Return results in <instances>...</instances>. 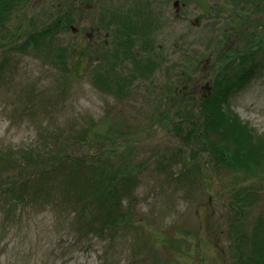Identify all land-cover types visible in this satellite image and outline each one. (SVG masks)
Segmentation results:
<instances>
[{
	"label": "rangeland",
	"instance_id": "obj_1",
	"mask_svg": "<svg viewBox=\"0 0 264 264\" xmlns=\"http://www.w3.org/2000/svg\"><path fill=\"white\" fill-rule=\"evenodd\" d=\"M173 1L166 0V10L144 16L153 21L147 34L160 69L135 79L122 98L98 89L92 79L95 70L110 61L107 58L103 63L94 56L108 55L114 29L100 27L101 14L92 13L86 5L77 14L67 15L68 0H31L0 28V58L5 54L0 65V152L10 150L19 158L24 149H30L41 157L65 155L67 159L100 152L111 156V166L118 165L119 181L123 182L121 152L112 155L107 147L80 139L79 131L88 125L101 133L109 129L119 143H132L136 148L129 162L135 169V181L129 192L120 187L118 196L120 207L132 212L129 226L111 235L94 230L82 233V223L96 212L82 211L71 199L64 202L66 186L58 177L40 181L37 176L43 166L28 168L29 182L18 197L6 194L9 180L4 176L0 180V264H233L225 232L229 216L225 188L232 172L216 168L208 152L200 151L205 142L201 132L192 141L198 152L192 160L187 153L190 146L180 143L171 123L150 119L154 110L164 107L157 89L172 83L189 96L188 111L195 112L216 73L242 47V41L233 38L240 34L243 40L250 37L245 46L255 37L260 39L257 26L264 30V2L257 11L249 7L245 19L237 6L223 0H187L188 9L178 14ZM58 16L62 23H57L55 43L67 50L65 66L46 51H21L15 38L8 37L15 26L22 38ZM239 22L242 24L234 28ZM89 44L88 51H92L87 54ZM260 50L264 55V44ZM136 53L147 56L141 48ZM123 60L122 68L131 66ZM233 69L229 68V74L233 75ZM255 72L249 81L241 85L237 81L225 109L264 134V56L260 71ZM210 94L211 89L207 96ZM186 117L191 119L190 114ZM181 146L187 156L178 159ZM194 164L200 166L199 172ZM12 165L4 171H13ZM187 167L192 169L190 176L185 174ZM261 173L255 176L259 198L247 218L250 224L257 215L264 219V170ZM19 178L13 179L19 182Z\"/></svg>",
	"mask_w": 264,
	"mask_h": 264
},
{
	"label": "trees",
	"instance_id": "obj_2",
	"mask_svg": "<svg viewBox=\"0 0 264 264\" xmlns=\"http://www.w3.org/2000/svg\"><path fill=\"white\" fill-rule=\"evenodd\" d=\"M30 1L0 0V28L10 22L18 7H23ZM223 1L229 5L237 6L236 9L243 12L245 19L249 16V7L256 10L264 2V0ZM247 4L249 5L247 6ZM67 15H72V13ZM60 17L27 32L22 38L15 26L8 37L15 38L14 43L19 46L21 51L32 49L46 51L53 54L52 57L60 66H65L68 57L67 50L64 46L55 43L57 23H62ZM62 18L66 19V16L64 15ZM125 20L124 17L117 14L109 15V22H114L116 25L111 37L110 61L107 64V69L100 66L93 76L94 84L98 86V89L112 94L116 98L125 97L130 84L135 79L151 75L155 70L160 69L158 67L160 59L150 58L152 45L146 40L149 25L147 22H143V15H138L134 24L127 23ZM241 24L239 22L234 28ZM108 28L110 27L108 26ZM245 30H248L247 23ZM258 30H262L260 39L255 37L246 46L244 44L250 41V37L242 40V47L236 52L237 56L230 55L231 58L213 79L211 94L196 104L193 114L188 111L189 96L183 92L181 86L172 83L157 89L161 92V101L164 102V107L161 111L154 110L150 119L158 124L171 123V128L180 143L183 142L185 147L190 146V151L187 153L192 160L198 153L193 150L192 141L197 136L196 132H201V140L203 138L205 142L204 144L202 142L200 150L209 153L216 168L222 166L232 172L230 184L225 188L229 194V216L225 224V232L232 252L233 264H264V219L261 215H257L251 220V224L247 223V218L253 212V207L259 198L258 188L260 186H258L255 176L261 175L264 170V134L242 121L233 110L225 109L231 84L246 79L248 73L251 76L254 72V67L262 66L263 58H260L259 54L264 44L262 25L257 26V33H260ZM132 37H139V39L134 41ZM3 47L5 49V46ZM89 47L90 44L87 46L86 53L92 51V49L88 51ZM137 48L143 49L147 56L141 58L137 55ZM4 55L0 58V65L5 62ZM98 55L103 54L99 53L95 56ZM120 56L130 62L131 66L122 68L123 59H120ZM235 65L239 69H236ZM232 67L234 76H229L227 71ZM188 114L191 115V119H187ZM121 126L123 129H129L126 124L124 125V122L121 123ZM79 132L82 134L80 139L95 142L99 148L100 146L107 147L112 155H115L116 151L121 152L119 165L124 168L123 178L125 181H119L118 165L113 167L109 164L110 155L105 157L104 153L95 152L91 153L92 155L89 157L75 156L67 159L65 155L41 157L36 154L37 151L30 149L20 150L22 153L19 158H15L10 150L0 152V165H5L3 168L0 167V170L3 169L0 171V180L4 176L8 177L9 181L5 192L9 197H18L29 182L28 168L43 166L37 176L40 181L51 175L58 177V181L66 186L63 190L64 202L71 199L73 205L82 211L93 209L96 212L91 220L82 223V233L87 234L90 230H94L99 234L108 233L111 235L117 230L119 232L129 226L128 218L132 212L129 208L120 207L118 196L121 191L120 187L125 188L124 192H129L128 187L135 181V176H133L135 169L131 168L129 162L133 158L132 155L136 154V148L132 143L125 145L119 143L115 139L116 133H109V129L101 133L94 131L92 125H88ZM119 134L120 131L117 130V135ZM184 146L178 149V159L187 156ZM185 164L186 162L182 163V166ZM10 165H12L13 171H4ZM194 167L198 168L199 172L200 166L194 164ZM189 168H186L185 173L188 176L192 175V169ZM17 176H20L19 182L13 179ZM9 184L11 185L9 186Z\"/></svg>",
	"mask_w": 264,
	"mask_h": 264
},
{
	"label": "flooded vegetation",
	"instance_id": "obj_3",
	"mask_svg": "<svg viewBox=\"0 0 264 264\" xmlns=\"http://www.w3.org/2000/svg\"><path fill=\"white\" fill-rule=\"evenodd\" d=\"M99 5H96L92 3L91 0H68V9L69 13L77 14L79 12V9H83L86 5V7L89 8V10L92 11V13H99L101 15H104V23L103 26L108 29V26L110 28H116V25L114 22H109V15L113 13H117L119 15H129V16H135L143 15L148 16L151 14L156 13L160 10H166V0H99ZM156 4L159 5V7H156ZM188 1L187 0H174L172 2V6L175 10V13L178 14L181 10L188 9ZM198 8H201L198 6ZM210 7L207 5L205 7L206 10H208ZM217 8V6H212V9ZM147 23L150 25H153V21L151 18H146ZM127 23H135V18L132 20H125ZM106 34V33H105ZM149 43L151 42V39L149 40Z\"/></svg>",
	"mask_w": 264,
	"mask_h": 264
},
{
	"label": "water",
	"instance_id": "obj_4",
	"mask_svg": "<svg viewBox=\"0 0 264 264\" xmlns=\"http://www.w3.org/2000/svg\"><path fill=\"white\" fill-rule=\"evenodd\" d=\"M209 88H207V91H208Z\"/></svg>",
	"mask_w": 264,
	"mask_h": 264
}]
</instances>
